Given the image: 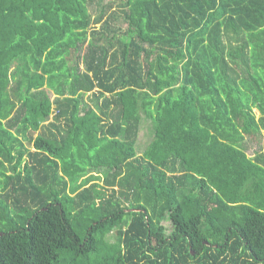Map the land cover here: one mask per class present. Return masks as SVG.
<instances>
[{
    "label": "trees",
    "instance_id": "obj_1",
    "mask_svg": "<svg viewBox=\"0 0 264 264\" xmlns=\"http://www.w3.org/2000/svg\"><path fill=\"white\" fill-rule=\"evenodd\" d=\"M0 264H264V0H0Z\"/></svg>",
    "mask_w": 264,
    "mask_h": 264
},
{
    "label": "rangeland",
    "instance_id": "obj_2",
    "mask_svg": "<svg viewBox=\"0 0 264 264\" xmlns=\"http://www.w3.org/2000/svg\"><path fill=\"white\" fill-rule=\"evenodd\" d=\"M90 12L93 16H95L96 14V6H92L90 7ZM114 12H116L117 14H119V10L118 8L115 6L114 7ZM107 13H110L109 11H107ZM115 26L116 25H119L121 26V29L124 30L125 27H126V24L121 20V19H117L114 23H113ZM152 139V127H151V123L149 120H146V119H142V122H141V125H140V129H139V132H138V137H137V141H136V150H137V153L140 154L143 152V150L145 149V147L147 146V144L150 142V140ZM253 149L254 147L253 146H250L248 145V149H247V154L249 155H252L253 154ZM97 170L95 171H91L90 174L92 176H95L97 175ZM77 181H81V176L77 179ZM163 224L165 225L166 227V231L168 232L169 229H170V221L167 219L163 222ZM107 239L108 241H114L115 240V234L114 232L113 233H110L108 236H107Z\"/></svg>",
    "mask_w": 264,
    "mask_h": 264
},
{
    "label": "water",
    "instance_id": "obj_3",
    "mask_svg": "<svg viewBox=\"0 0 264 264\" xmlns=\"http://www.w3.org/2000/svg\"><path fill=\"white\" fill-rule=\"evenodd\" d=\"M193 253V252H192Z\"/></svg>",
    "mask_w": 264,
    "mask_h": 264
}]
</instances>
